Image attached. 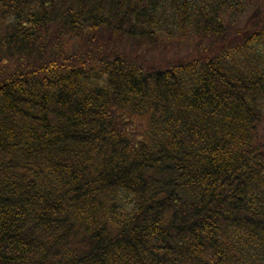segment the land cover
Returning a JSON list of instances; mask_svg holds the SVG:
<instances>
[{
	"label": "trees",
	"instance_id": "trees-1",
	"mask_svg": "<svg viewBox=\"0 0 264 264\" xmlns=\"http://www.w3.org/2000/svg\"><path fill=\"white\" fill-rule=\"evenodd\" d=\"M0 264H264V0H0Z\"/></svg>",
	"mask_w": 264,
	"mask_h": 264
}]
</instances>
